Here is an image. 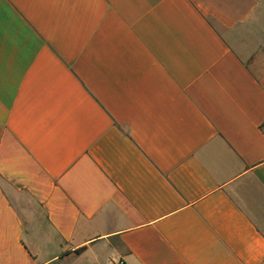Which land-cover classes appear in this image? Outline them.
Returning a JSON list of instances; mask_svg holds the SVG:
<instances>
[{"label":"crops","instance_id":"crops-1","mask_svg":"<svg viewBox=\"0 0 264 264\" xmlns=\"http://www.w3.org/2000/svg\"><path fill=\"white\" fill-rule=\"evenodd\" d=\"M117 261L264 264V0H0V264Z\"/></svg>","mask_w":264,"mask_h":264},{"label":"rangeland","instance_id":"rangeland-1","mask_svg":"<svg viewBox=\"0 0 264 264\" xmlns=\"http://www.w3.org/2000/svg\"><path fill=\"white\" fill-rule=\"evenodd\" d=\"M241 57L246 61L249 62V60L252 58V56H248L247 53H242Z\"/></svg>","mask_w":264,"mask_h":264},{"label":"trees","instance_id":"trees-1","mask_svg":"<svg viewBox=\"0 0 264 264\" xmlns=\"http://www.w3.org/2000/svg\"><path fill=\"white\" fill-rule=\"evenodd\" d=\"M82 250H83V249H78V250H76L74 253H75V254H80V253L82 252ZM67 254H68V253H67Z\"/></svg>","mask_w":264,"mask_h":264},{"label":"built area","instance_id":"built-area-1","mask_svg":"<svg viewBox=\"0 0 264 264\" xmlns=\"http://www.w3.org/2000/svg\"><path fill=\"white\" fill-rule=\"evenodd\" d=\"M114 264H124L122 261H117Z\"/></svg>","mask_w":264,"mask_h":264}]
</instances>
